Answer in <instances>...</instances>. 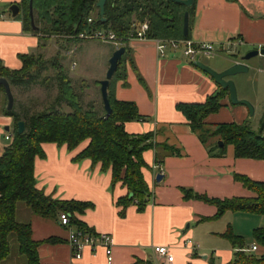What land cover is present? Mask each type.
Returning a JSON list of instances; mask_svg holds the SVG:
<instances>
[{"label": "crops", "instance_id": "obj_1", "mask_svg": "<svg viewBox=\"0 0 264 264\" xmlns=\"http://www.w3.org/2000/svg\"><path fill=\"white\" fill-rule=\"evenodd\" d=\"M20 1L0 0V63L9 69L22 66V54H42L48 47L41 32L27 28L19 16L11 15L10 4ZM190 23V39L195 42L220 46L230 42L246 50L264 46V0H195ZM126 44L128 51L109 83L115 98L133 101L142 119L126 121L125 130L156 131L155 141L177 147L180 153L163 154L159 166L155 163L154 148L143 151L146 166L142 173L151 196L142 211L130 204L121 214L116 199L126 193V187L121 182L111 187V172L101 170L99 162L93 164L88 158L73 160L88 140L72 150L65 144L43 142L45 155L34 160L36 186L54 198L91 202V207L74 214L92 232L111 235L112 260L107 262L102 245L95 249L85 247L81 257L74 258L68 233L76 225L68 227L59 222L58 216L43 217L30 212L27 222L31 224L32 237L41 240L37 246L39 259L43 264H227L238 247L223 233L230 227L233 233L250 237L253 228L264 225V215L227 209L215 217L214 204L185 198L181 188L210 197H252L254 192L235 179L234 174L264 181V159L237 157L231 144L221 155L215 146L217 137L208 136L202 142L191 130L176 104L202 102L221 86L187 60L182 46L173 49L167 45L161 55L154 38H130ZM71 63L76 65L74 60ZM231 63L228 60L214 68L221 70ZM2 101L1 97L0 152L9 143L6 135L11 136L12 131V118L2 113ZM230 103L227 91L219 109L209 113L204 121L243 123L245 106ZM157 173L163 174L160 180L155 178ZM237 215L244 220L243 230L235 225ZM48 237L54 240L44 241ZM253 243L252 237V243H244L245 250H251ZM154 245L168 246L172 261L165 263L157 258ZM251 251L262 255L264 245L257 244ZM0 264H18V258L11 262L0 260Z\"/></svg>", "mask_w": 264, "mask_h": 264}, {"label": "trees", "instance_id": "obj_2", "mask_svg": "<svg viewBox=\"0 0 264 264\" xmlns=\"http://www.w3.org/2000/svg\"><path fill=\"white\" fill-rule=\"evenodd\" d=\"M97 0H32L34 24L30 22L28 0H21L19 16L27 28L41 32L43 36L77 35L80 31L92 28H110L125 45L120 62L113 74L124 59L128 51L126 44L129 32L133 29L132 22L146 20L149 28L146 31L148 38H166L174 36L180 25L181 38L190 39L188 33L182 32L184 11L189 12V23L195 9V0L189 7L173 0H106L104 17L99 15ZM183 5L181 11L178 7ZM92 16V21L87 18ZM69 38V39H68ZM68 40H79L67 37ZM22 66L18 69H9L0 63V76L5 77L10 87L15 85H30L47 83L51 76L40 77L45 62H37V54H22ZM56 69V93L38 111L27 113V108L20 106L19 111L6 108L7 97L4 86L0 83V98L2 97V113L11 116L12 131L9 143L0 152V260L10 253L9 234L13 233L17 241L18 252L24 255L21 264L41 263L37 246L41 240L32 237L30 222L19 221L16 218V203L23 201L33 213L43 217H57L60 212L70 214L72 224L86 227L77 219L74 212L81 213L93 204L89 201L76 199H58L46 194L36 186L34 175L35 157H43V142L65 144L69 150L77 147L79 143L88 140L87 144L79 150L73 160L88 158L93 164L99 162L101 170L109 169L111 172V187L121 182L127 191L116 199L121 206L122 214L125 207L135 204L137 210L142 211L147 204L151 192L144 179L142 168L146 166L142 153L147 148L155 149V163L161 164L163 154L180 153L179 149L165 142L154 139L156 131L143 133H129L125 130L126 121L142 119L136 104L130 100L115 98L111 85H108V99L111 111L106 110L101 100L100 108L93 102L84 103L81 94L76 91L67 69L57 58L51 61ZM36 67V68H33ZM112 76V78H113ZM227 88L220 87L209 94L202 102H178L176 108L180 110L202 142L208 136H215V146L222 155L227 145L234 148L237 157H252L264 159V135L252 130L248 123L235 121L206 123L205 117L216 112L221 106V98ZM15 101V98H14ZM18 120H23L25 128L22 132L17 130ZM222 142V145L218 144ZM210 150V149H209ZM235 179L242 182L254 192L252 197H210L205 193H198L191 189L181 188L185 198H197L214 204L217 208L215 217L225 210H241L264 215V181L253 180L245 174L235 173ZM235 245L237 250L227 264H264V254L258 255L251 250H245L244 238L230 229L223 233ZM254 243L264 245V225L252 230ZM48 237L44 241H52Z\"/></svg>", "mask_w": 264, "mask_h": 264}, {"label": "rangeland", "instance_id": "obj_3", "mask_svg": "<svg viewBox=\"0 0 264 264\" xmlns=\"http://www.w3.org/2000/svg\"><path fill=\"white\" fill-rule=\"evenodd\" d=\"M178 8L181 11L184 9L183 5H179ZM5 9L8 10V7H5ZM190 24L191 23H189V25ZM169 35L171 34H168L166 38L181 39L180 25L175 34H173L174 36ZM43 37L48 47L45 48L42 54L38 53L36 59L38 64L39 62L46 61L47 68L41 71L39 78L41 79L46 75L51 77L45 84L37 80L36 83L30 85L11 86L15 98L14 109L19 111L20 106H24L28 109L26 114L31 113L32 111H38L48 100L50 101L52 99L56 93V83L53 76L57 68L51 65V61H53L54 58H57L67 69L76 91L81 94L82 102L87 103L92 101L96 107L100 108L99 105L102 99H100L99 80L105 76L107 70L106 66L108 67V59L110 57L109 53L111 51L113 52L116 48L115 44L112 41L103 42L97 39H80L74 41L73 39L68 40L69 38L67 39V37L56 35ZM45 37L50 38V40L47 41ZM238 46V44H223V48H221L220 45H214V51H212V53L204 54L201 52L197 54L201 62L214 68L215 66L225 65L228 60H232L233 63L240 60V57L248 50ZM186 58L190 61L188 56ZM72 60L76 63L74 67L71 63ZM244 62L249 67L248 70L232 75L231 79L235 84L237 97L247 100L251 104L253 110L249 112V108L243 103L230 104L233 106H245L246 113L241 121L243 123H248L250 128L255 132L264 135V55L257 54L251 56ZM235 116L239 117V114H235ZM30 212H32L31 209L23 201H18L16 203L17 220L28 221ZM228 212L232 214V211ZM254 215L260 216L259 214ZM243 222L244 220L237 215L235 225L238 229H244ZM244 243H252V231L250 237L244 236ZM9 244L10 253L6 257V261L2 260V262H8V260L11 262L18 258V264L22 263L25 258L24 255L18 252L17 241L13 233L9 234ZM255 253L258 252L255 251Z\"/></svg>", "mask_w": 264, "mask_h": 264}, {"label": "built area", "instance_id": "obj_4", "mask_svg": "<svg viewBox=\"0 0 264 264\" xmlns=\"http://www.w3.org/2000/svg\"><path fill=\"white\" fill-rule=\"evenodd\" d=\"M92 16H89L87 20L92 21ZM133 29L129 32L128 39L130 38H148L146 35V31L149 28V23L139 20H134L132 22ZM67 37H75L77 39H97L103 42L112 41L115 44V47L123 44L122 41L116 36L115 32L110 28H92L89 30L80 31L77 35L69 34ZM157 43V49L159 53L162 55L165 53V47L167 45L171 46L173 49L179 48L182 46L183 53L189 57L190 61L194 60L198 57L197 53L210 54L212 53L214 45L211 42L207 41H192L191 39H176V38H154ZM226 44H231L227 42ZM223 48V45L221 46ZM74 66V63L72 64ZM9 135H6V138H9ZM160 166V164H157ZM162 172V170H161ZM59 222L68 227H73L70 214L67 212H60L58 215ZM68 242L71 247V253L74 258H80L82 255L83 248L89 247L91 249H95L97 246L102 245L105 248V252L107 255V262H111L112 260V237L109 233H94L89 230L87 227H78L74 226L71 228L68 233ZM256 244L253 243L250 246L251 250L256 248ZM153 253L159 259H161L165 263H169L173 259V255L171 254L169 247L166 245H154Z\"/></svg>", "mask_w": 264, "mask_h": 264}, {"label": "water", "instance_id": "obj_5", "mask_svg": "<svg viewBox=\"0 0 264 264\" xmlns=\"http://www.w3.org/2000/svg\"><path fill=\"white\" fill-rule=\"evenodd\" d=\"M176 2H180L184 4L185 6L189 7L192 5L194 0H173ZM106 0H97L96 6L99 8V15L102 20H105L104 15V5H105ZM28 8H29V15H30V22L33 28H36L37 26L34 24V17H33V7H32V0H28ZM9 10L11 12L12 16H16L19 11H20V6L18 3H12L9 6ZM188 26H189V12L186 10L183 13V22H182V32L184 35L188 33ZM125 51V45L121 44L118 47H116L113 52L111 53L109 59H108V67L105 73L104 78L99 80L100 84V94H101V99L103 102V106L106 110V114H109L111 111V106L109 103L108 99V85L109 81L112 78L119 62L121 59V55ZM257 54L264 55V46L260 48H253L248 50L245 54H243L240 57V60L235 61L231 65L221 69V70H216L213 67H210L207 64H204L199 60L198 57H196L193 60V64L197 66L199 69L203 70L207 74H209L221 87L227 88L228 91V96L229 100L231 103H243L247 105L249 108V112H252L253 108L251 104L245 100V99H239L237 97V92H236V87L233 82V80L230 78V76L238 73V72H243L248 70V66L244 62L246 59L250 58L251 56H255ZM0 83L4 86V91L7 97V103H6V108L8 110L12 109L13 103H14V96L10 87L9 82L5 77L0 76ZM25 128V124L23 120H18L17 122V130L18 132H22ZM219 145H222L221 141H218ZM162 173H157L155 178L156 180H160L162 178ZM188 224H186L187 226Z\"/></svg>", "mask_w": 264, "mask_h": 264}]
</instances>
